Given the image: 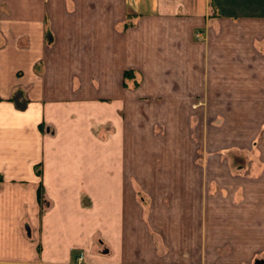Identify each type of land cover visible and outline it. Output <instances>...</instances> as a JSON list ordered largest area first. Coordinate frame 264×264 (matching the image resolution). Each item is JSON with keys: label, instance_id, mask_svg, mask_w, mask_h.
<instances>
[{"label": "crops", "instance_id": "0c3cea01", "mask_svg": "<svg viewBox=\"0 0 264 264\" xmlns=\"http://www.w3.org/2000/svg\"><path fill=\"white\" fill-rule=\"evenodd\" d=\"M0 264H264V0H0Z\"/></svg>", "mask_w": 264, "mask_h": 264}, {"label": "rangeland", "instance_id": "374dc122", "mask_svg": "<svg viewBox=\"0 0 264 264\" xmlns=\"http://www.w3.org/2000/svg\"><path fill=\"white\" fill-rule=\"evenodd\" d=\"M201 104H202V107H207V102H201ZM199 105V104H198ZM216 121V120H215ZM214 121V122H215ZM209 122H211V119H210V117L209 118H206V125H209ZM214 125H215V123H213ZM226 136V135H225ZM208 137H209V135L207 134H204V136H203V157H204V160H205V158H209L210 157V155H211V150H209L208 149ZM241 137H243L242 135H235V139L237 140V141H239V140H243V139H241ZM259 138H260V136L258 137H256L253 141H256V142H258L259 141ZM261 139V138H260ZM232 155L230 156V158H231V162H232V164L234 165V167H235V169H236V171L238 170V167L239 166H241V165H246L247 167H249V163H251L252 162V160L251 159H255V158H257L258 156V151L257 150H253V151H244V150H241V149H234L233 151H232ZM140 193H141V195L140 196H142L144 193L141 191V189H140ZM145 197V196H144ZM144 200H146V201H144L145 203V205L147 204V198L145 199L144 198ZM140 201H142V198H140Z\"/></svg>", "mask_w": 264, "mask_h": 264}, {"label": "built area", "instance_id": "2783aa9c", "mask_svg": "<svg viewBox=\"0 0 264 264\" xmlns=\"http://www.w3.org/2000/svg\"><path fill=\"white\" fill-rule=\"evenodd\" d=\"M198 104H199V105H202L201 103H197L195 106H199ZM81 259H82V257H81Z\"/></svg>", "mask_w": 264, "mask_h": 264}, {"label": "trees", "instance_id": "16d2710c", "mask_svg": "<svg viewBox=\"0 0 264 264\" xmlns=\"http://www.w3.org/2000/svg\"><path fill=\"white\" fill-rule=\"evenodd\" d=\"M126 74H127V71H126Z\"/></svg>", "mask_w": 264, "mask_h": 264}]
</instances>
